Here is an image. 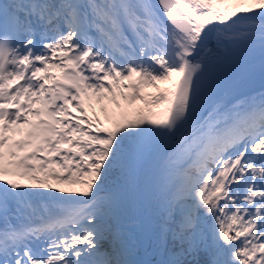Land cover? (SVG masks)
<instances>
[{"label":"snow or ice","instance_id":"6c2138e0","mask_svg":"<svg viewBox=\"0 0 264 264\" xmlns=\"http://www.w3.org/2000/svg\"><path fill=\"white\" fill-rule=\"evenodd\" d=\"M257 49L264 0H0V264H143L142 182L160 264H264V91L223 72Z\"/></svg>","mask_w":264,"mask_h":264},{"label":"bare ground","instance_id":"6f19581e","mask_svg":"<svg viewBox=\"0 0 264 264\" xmlns=\"http://www.w3.org/2000/svg\"><path fill=\"white\" fill-rule=\"evenodd\" d=\"M259 93L253 94L251 96L258 95ZM145 190L147 191L150 199V205L147 207L146 211V219L143 218V209L146 205V201H144L142 198L143 194L145 195ZM133 200L134 203H138H136V206L133 208L129 207L122 219L123 236L126 243L131 248V251L135 250L136 241L145 240L146 242L147 233L150 230H156L159 224L158 217L155 215L152 207V192L145 186V184H140L139 188L135 192ZM149 245L151 247L150 251L156 252L158 255L160 244L149 241Z\"/></svg>","mask_w":264,"mask_h":264},{"label":"rangeland","instance_id":"374dc122","mask_svg":"<svg viewBox=\"0 0 264 264\" xmlns=\"http://www.w3.org/2000/svg\"><path fill=\"white\" fill-rule=\"evenodd\" d=\"M145 91L146 92H155L156 89L146 88ZM101 106H102L101 104H94V110H95L96 115L99 116L101 120H103L104 119V114L100 111ZM103 106L106 107L108 110H110V113L118 111L117 109H115L114 105L109 104L107 101L103 102ZM90 115H91V112H90ZM105 126H108V125L105 124ZM144 193H145V195L143 194L142 198L144 199V201H146V205L149 206L150 205V199H149V196L147 194V191L145 190ZM146 195H147L148 198L146 197ZM136 203H138V202H136ZM136 203H134V200L132 199V201L128 204V206L126 208V212L128 211L129 207H132V208L135 207ZM141 205H142V202H141ZM144 209H145V207H144ZM144 209H143V211H144ZM164 249L165 248L162 245H159V253H158L157 262H161L164 259L163 258ZM131 257H132V259H134L136 261H139V253L136 252L135 250L131 251Z\"/></svg>","mask_w":264,"mask_h":264},{"label":"water","instance_id":"95a60500","mask_svg":"<svg viewBox=\"0 0 264 264\" xmlns=\"http://www.w3.org/2000/svg\"><path fill=\"white\" fill-rule=\"evenodd\" d=\"M143 183V182H142ZM144 184V183H143ZM147 197V195H146ZM148 198V197H147ZM147 207L145 205V209L143 211V218L146 219ZM136 251L139 253V261L143 262V264H155L157 259V253L150 251L149 240L146 238V242L144 241H136Z\"/></svg>","mask_w":264,"mask_h":264},{"label":"trees","instance_id":"16d2710c","mask_svg":"<svg viewBox=\"0 0 264 264\" xmlns=\"http://www.w3.org/2000/svg\"><path fill=\"white\" fill-rule=\"evenodd\" d=\"M121 104H123V101H121ZM108 112L110 113V110H108ZM89 115H90V112H89ZM163 258L165 259L166 258V256H167V253H166V250L164 249V253H163ZM163 259V260H164ZM156 264H160V262H157Z\"/></svg>","mask_w":264,"mask_h":264}]
</instances>
